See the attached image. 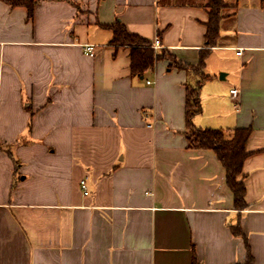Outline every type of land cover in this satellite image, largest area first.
I'll use <instances>...</instances> for the list:
<instances>
[{
  "label": "crops",
  "instance_id": "obj_1",
  "mask_svg": "<svg viewBox=\"0 0 264 264\" xmlns=\"http://www.w3.org/2000/svg\"><path fill=\"white\" fill-rule=\"evenodd\" d=\"M35 1L0 0V264H236L246 240L264 264V0H224L193 117L252 129L242 210L216 152L189 147L201 75L174 60L209 48L211 0ZM117 19L166 51L143 75Z\"/></svg>",
  "mask_w": 264,
  "mask_h": 264
},
{
  "label": "trees",
  "instance_id": "obj_2",
  "mask_svg": "<svg viewBox=\"0 0 264 264\" xmlns=\"http://www.w3.org/2000/svg\"><path fill=\"white\" fill-rule=\"evenodd\" d=\"M12 5H24L28 8L30 17L34 14L36 5L35 0H5ZM225 5L224 0H211L209 2L210 18L208 21V30L206 33V43L209 48L201 51L198 65H186L178 62L174 57L176 65L182 68H190L201 75V79L196 84L188 86L186 100V118L187 129L186 135L190 148L212 149L216 152L226 168V178L231 188L237 209H245L247 202L245 199L247 187L244 181V163L250 155L247 149V143L251 136L250 127H236L233 129L212 128L197 126L193 117L202 110L200 100V87L206 77L202 72L206 65V59L210 53V47L216 45L220 36V22L222 19V8ZM104 27L113 31V37L110 43L131 48V68L134 75H143L148 69L153 68L157 60L163 58L166 51L157 50L151 41L141 35L131 32L127 26L119 19L110 24H103ZM236 235H243L239 224L232 226ZM245 239H247L245 237ZM248 256L245 262L236 264H252L254 257L250 251L249 244L246 240ZM193 264H199L194 258Z\"/></svg>",
  "mask_w": 264,
  "mask_h": 264
},
{
  "label": "built area",
  "instance_id": "obj_3",
  "mask_svg": "<svg viewBox=\"0 0 264 264\" xmlns=\"http://www.w3.org/2000/svg\"><path fill=\"white\" fill-rule=\"evenodd\" d=\"M154 46H155L156 48H158V47L161 46V43H160V39H159V37H156V39H155V43H154ZM84 52H85L86 54H89V55H95L96 52H97V46L94 45V44H86V45L84 46ZM238 53L240 54V53H242V51H239ZM236 91H237V89H232V92H236ZM85 183H86L85 180H83L85 193L88 194V190H87V187H86Z\"/></svg>",
  "mask_w": 264,
  "mask_h": 264
},
{
  "label": "water",
  "instance_id": "obj_4",
  "mask_svg": "<svg viewBox=\"0 0 264 264\" xmlns=\"http://www.w3.org/2000/svg\"><path fill=\"white\" fill-rule=\"evenodd\" d=\"M221 77H225V74H224V73H222V74H221Z\"/></svg>",
  "mask_w": 264,
  "mask_h": 264
},
{
  "label": "rangeland",
  "instance_id": "obj_5",
  "mask_svg": "<svg viewBox=\"0 0 264 264\" xmlns=\"http://www.w3.org/2000/svg\"><path fill=\"white\" fill-rule=\"evenodd\" d=\"M221 74V73H220Z\"/></svg>",
  "mask_w": 264,
  "mask_h": 264
}]
</instances>
